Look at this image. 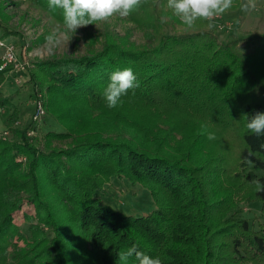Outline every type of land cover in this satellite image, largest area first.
<instances>
[{
	"label": "trees",
	"instance_id": "1",
	"mask_svg": "<svg viewBox=\"0 0 264 264\" xmlns=\"http://www.w3.org/2000/svg\"><path fill=\"white\" fill-rule=\"evenodd\" d=\"M30 1L63 21L48 0ZM239 5L234 0L226 12ZM161 17L181 22L167 0H144L128 19L145 45L108 39L85 55L26 69L61 131L43 134L40 146L36 122L17 128L11 121L12 140L0 136V264L14 237L24 246L14 247L13 264H121L117 253L133 245L163 264H264V234L241 217L238 201L259 202L264 214V192L250 183H264V136L251 133L245 118L264 113V33L242 51L246 40L221 42L209 21L174 32ZM124 68L139 86L109 108L104 89ZM10 102L0 94V107L7 111ZM65 140L66 148L51 147ZM249 151L253 165L245 163ZM112 178L148 190L154 209L133 216L104 205L95 194ZM243 188L250 191L241 198ZM21 194L37 221L27 237L11 217ZM128 264L139 262L133 256Z\"/></svg>",
	"mask_w": 264,
	"mask_h": 264
},
{
	"label": "rangeland",
	"instance_id": "2",
	"mask_svg": "<svg viewBox=\"0 0 264 264\" xmlns=\"http://www.w3.org/2000/svg\"><path fill=\"white\" fill-rule=\"evenodd\" d=\"M238 9L237 12L224 13L223 16L226 19L221 20L217 17L211 23L216 28L221 42L227 43L234 39L246 40L239 45L242 51H246L252 45L253 39L264 33V0H256L254 10L244 12L240 10V5ZM258 15H261L259 20H257ZM165 21L174 32L184 30L183 24L177 20L165 17ZM62 22L34 1L0 0V23L18 33L16 36L3 38L14 42L19 57L29 62L30 67L37 61H50L85 55L87 52L98 50L101 47L100 45L108 39L123 46L137 47L145 45L146 42L145 33L129 22L128 17L114 16L108 22L77 29L67 46L61 45L50 52L46 46L45 38L56 26H62ZM0 34H2L1 29ZM0 94L9 97L11 100L10 108L7 111L0 107V136L6 141L12 140L9 128L11 127V121H14V126L17 128H22L30 122H36L40 127L38 136L40 146H42L43 134L48 131H61L54 119L48 116L45 109L44 116L39 120L35 118L33 101L40 94H37L36 97L33 95L28 71L5 74L4 81L0 84ZM4 132H7V134H4ZM28 135H32V132ZM69 143V140L54 141L51 147L64 149ZM16 160L25 164L24 157L20 156ZM103 189V191L97 192L95 197H98L104 205L111 207L117 213L133 216L146 215L155 207L148 190L138 184L131 185L124 178H112L103 185ZM248 191H250L248 188L241 189L239 197H246ZM20 196L21 204L13 210L11 217L14 226L18 227L22 235L27 237L28 225L36 224L37 221L34 218L33 205L24 194ZM238 201L241 208V217L247 220L253 231L262 230L264 234V214L261 211L260 203L256 201L245 202L243 199ZM12 245L7 248V264H13L14 247H23L24 243L19 237H14Z\"/></svg>",
	"mask_w": 264,
	"mask_h": 264
},
{
	"label": "clouds",
	"instance_id": "3",
	"mask_svg": "<svg viewBox=\"0 0 264 264\" xmlns=\"http://www.w3.org/2000/svg\"><path fill=\"white\" fill-rule=\"evenodd\" d=\"M144 0H48L50 9H61L63 13L62 26H56L45 38L46 46L51 52L61 45H68L77 29L88 25H97L111 20L114 16L129 17L136 11ZM234 0H167V7L172 10L182 24L192 28L197 20L213 21L224 14L233 5ZM256 8V0H243L241 10L248 12ZM161 22L165 18L161 17ZM209 28L213 27L209 23ZM137 78L131 68L114 71L110 75V82L104 89L103 96L107 107L114 108L121 102V97L128 91L138 87ZM247 119V129L257 137L264 136V113L256 112ZM208 139H215L213 133L208 134ZM264 148V144L261 145ZM254 152L249 151L245 163L253 165L251 157ZM255 186L257 193L264 192V183L260 179L250 181ZM118 260L121 264H128L129 258L135 256L139 264H163L159 257L152 258L139 251L136 245L126 251H120Z\"/></svg>",
	"mask_w": 264,
	"mask_h": 264
},
{
	"label": "built area",
	"instance_id": "4",
	"mask_svg": "<svg viewBox=\"0 0 264 264\" xmlns=\"http://www.w3.org/2000/svg\"><path fill=\"white\" fill-rule=\"evenodd\" d=\"M29 62L21 59L15 48V44L12 40H6L0 34V71H4L9 68L5 74L25 72L29 67ZM35 106V118L38 120L44 116V107L42 105L41 96L38 95L33 101ZM7 134V132H4Z\"/></svg>",
	"mask_w": 264,
	"mask_h": 264
},
{
	"label": "crops",
	"instance_id": "5",
	"mask_svg": "<svg viewBox=\"0 0 264 264\" xmlns=\"http://www.w3.org/2000/svg\"><path fill=\"white\" fill-rule=\"evenodd\" d=\"M241 3H242V0H241V2H240V8H241ZM241 10V9H240ZM237 11H239V9H237L236 11H234V12H237ZM224 14H222L221 16H219V18L221 19V20H224V19H226V18H224V16H223ZM261 18V15H258V17H257V20H259ZM218 35V34H217ZM218 37H219V35H218Z\"/></svg>",
	"mask_w": 264,
	"mask_h": 264
}]
</instances>
